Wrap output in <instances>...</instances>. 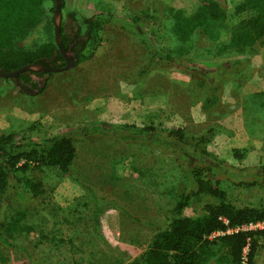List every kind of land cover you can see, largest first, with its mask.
Here are the masks:
<instances>
[{
    "label": "rangeland",
    "instance_id": "obj_1",
    "mask_svg": "<svg viewBox=\"0 0 264 264\" xmlns=\"http://www.w3.org/2000/svg\"><path fill=\"white\" fill-rule=\"evenodd\" d=\"M105 1L102 12L120 19L104 24L97 47L88 45L91 58L55 72L37 95L23 94L16 84L0 79V133L16 131L36 141L69 133L77 149L69 174L27 171L21 174L25 196L2 199L0 221L22 212L26 229L14 233L10 241L15 247L0 243V264H133L173 218L197 217L220 203L201 193L179 214L173 211L190 167L216 165L213 179L228 202L264 207V182L252 183L257 179L253 169L264 166V96L259 95L264 91V38L243 51L223 48L233 28L250 15L236 12L241 0H218L225 19L197 28L188 44L174 33L168 7L189 14L200 0ZM105 1L65 0L63 18L68 21V12L74 11L81 22L101 11L97 6ZM53 5L45 0L42 22L18 46L55 37ZM136 28L147 33L148 42ZM154 45L174 60L152 61ZM223 64L217 79L207 77ZM212 81L218 101L205 108ZM124 124L151 125L165 134L182 128L189 160L145 139L83 132L95 125ZM204 151L221 165L202 157ZM203 175L210 177L207 170ZM31 181L41 182L43 191L31 193ZM95 200L103 207L99 224ZM254 261L264 264V241Z\"/></svg>",
    "mask_w": 264,
    "mask_h": 264
},
{
    "label": "trees",
    "instance_id": "obj_2",
    "mask_svg": "<svg viewBox=\"0 0 264 264\" xmlns=\"http://www.w3.org/2000/svg\"><path fill=\"white\" fill-rule=\"evenodd\" d=\"M54 5L50 8L55 13ZM45 0H0V70L3 72L15 71L25 65L41 63L46 67L60 68L67 62L60 51L56 33L54 38L37 42L32 47L18 46V41L28 36L31 31L42 22L44 17ZM65 6L62 0L61 10ZM168 11L173 19V31L183 44L191 42L197 28L205 25L209 20H223L226 11L218 0H200L195 11L185 14L181 9L169 6ZM236 12H250L233 28L229 42L223 45L225 50L243 51L264 38V0H241L236 5ZM69 20L62 15L61 38L62 46L74 53L75 65L93 56L87 53L90 43L97 47L100 41L99 32L104 24L120 18L106 12H95L91 16L82 17L81 22L74 11L68 12ZM76 23V25L73 24ZM55 30L54 17L52 19ZM130 23L139 26L138 20L131 19ZM136 28V32L148 42L147 33ZM56 31V30H55ZM152 61L159 59L173 61L171 54L158 45L151 47ZM230 64V63H228ZM219 71L206 72L209 78H218ZM55 71H23L14 78H0L16 84L20 92L26 95H37L45 91L48 81ZM43 79H45L43 81ZM218 86L210 83V94L204 100V107L210 108L217 103ZM259 95L264 96V91ZM84 133L105 132L114 134L121 140L145 139L165 150L178 152L184 160H189L186 154L187 140L182 128H172L166 134L156 130L154 126H136L124 124L120 126L104 127L95 125L83 128ZM203 139H200L202 141ZM77 149L72 135L60 134L43 141H36L20 132L10 131L0 133V209L1 201L8 194L18 197L25 196V179L21 175L30 170L43 171L44 169L57 170L61 174H69L71 165L76 157ZM202 157H211L214 164L221 162L207 152L200 153ZM216 165L204 169L190 167L186 172L187 186L173 208L180 213L189 203L193 195L206 193L221 199L217 205L207 207L203 215L197 217L176 216L167 227L156 233L146 251L133 264H244V248L248 247L245 264H254L259 246L264 241V228L248 231H228L238 225L248 222L264 221V207L242 206L237 207L226 200V192L213 179ZM221 167V166H220ZM210 173L205 177L204 171ZM255 180L264 182V166L253 169ZM212 173V174H211ZM29 191L39 194L42 183L28 182ZM95 200L96 209L94 220L100 223V214L103 207ZM100 205V206H98ZM116 208L124 210L118 203ZM23 213L18 212L8 222L0 221V243L7 246L15 245L10 241L14 233L26 229L22 225ZM218 231L224 233L215 234Z\"/></svg>",
    "mask_w": 264,
    "mask_h": 264
},
{
    "label": "water",
    "instance_id": "obj_3",
    "mask_svg": "<svg viewBox=\"0 0 264 264\" xmlns=\"http://www.w3.org/2000/svg\"><path fill=\"white\" fill-rule=\"evenodd\" d=\"M62 0H55V13H54V23H55V32H56V41L58 47L62 54L64 55L67 64L64 67L55 68V67H46L41 63H32L25 65L15 71L11 72H3L0 70V78H14L19 73L23 71H61L65 69H69L74 66L75 59L73 58V54L71 50L66 51L62 46V38H61V22H62V10H61Z\"/></svg>",
    "mask_w": 264,
    "mask_h": 264
},
{
    "label": "built area",
    "instance_id": "obj_4",
    "mask_svg": "<svg viewBox=\"0 0 264 264\" xmlns=\"http://www.w3.org/2000/svg\"><path fill=\"white\" fill-rule=\"evenodd\" d=\"M264 228V221H259V222H248L242 225H238L235 228H231L228 231L232 232V231H248V230H256V229H261ZM224 233L223 231H218L215 234H221ZM248 251V247L244 248V264H245V260H246V254Z\"/></svg>",
    "mask_w": 264,
    "mask_h": 264
},
{
    "label": "crops",
    "instance_id": "obj_5",
    "mask_svg": "<svg viewBox=\"0 0 264 264\" xmlns=\"http://www.w3.org/2000/svg\"><path fill=\"white\" fill-rule=\"evenodd\" d=\"M98 1H105V0H98ZM101 3H102V2H101ZM93 4H98V3L93 2ZM106 5H107V3H106V1H105V6H104L103 4H101V5L97 6V7H98L101 11H104L103 7H106Z\"/></svg>",
    "mask_w": 264,
    "mask_h": 264
},
{
    "label": "flooded vegetation",
    "instance_id": "obj_6",
    "mask_svg": "<svg viewBox=\"0 0 264 264\" xmlns=\"http://www.w3.org/2000/svg\"><path fill=\"white\" fill-rule=\"evenodd\" d=\"M72 52V51H71ZM73 56H74V53L72 52Z\"/></svg>",
    "mask_w": 264,
    "mask_h": 264
}]
</instances>
